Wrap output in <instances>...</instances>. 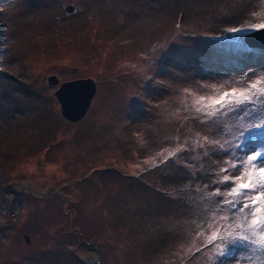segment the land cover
Instances as JSON below:
<instances>
[{
    "label": "rangeland",
    "instance_id": "obj_1",
    "mask_svg": "<svg viewBox=\"0 0 264 264\" xmlns=\"http://www.w3.org/2000/svg\"><path fill=\"white\" fill-rule=\"evenodd\" d=\"M262 7L0 0V264H210L209 249L187 253L205 221L229 215L213 193L230 190L220 169L239 160L219 145L260 121L201 123L191 105L264 77V50L244 42L252 32L226 31L258 22ZM88 78L96 93L71 122L55 91ZM232 255L249 264L253 254Z\"/></svg>",
    "mask_w": 264,
    "mask_h": 264
},
{
    "label": "snow or ice",
    "instance_id": "obj_2",
    "mask_svg": "<svg viewBox=\"0 0 264 264\" xmlns=\"http://www.w3.org/2000/svg\"><path fill=\"white\" fill-rule=\"evenodd\" d=\"M250 16L258 22L244 23L226 31L233 34L264 31V7ZM191 110L202 114L204 120L201 123L206 124H213L220 116L230 113L242 121L258 119L260 122L241 123L235 143H229L227 149L224 144L219 145L225 155L231 151L234 159L239 160V163L220 169L225 174L218 183L230 190L222 193L217 189L213 193L222 197L214 207L229 212V215L214 214L211 223L205 221L201 231L196 233L199 246L187 255L209 249L210 264H229V258L236 259L232 255L235 250L247 249L253 254L248 258L249 264H264V77L243 88L222 91L217 97L200 96L192 103ZM205 142L211 143L207 137ZM181 151L183 148L167 151L165 160ZM234 171H240V175H229Z\"/></svg>",
    "mask_w": 264,
    "mask_h": 264
},
{
    "label": "water",
    "instance_id": "obj_3",
    "mask_svg": "<svg viewBox=\"0 0 264 264\" xmlns=\"http://www.w3.org/2000/svg\"><path fill=\"white\" fill-rule=\"evenodd\" d=\"M244 42L251 48L264 50V31L245 35ZM48 83L55 86L59 80L56 76H51ZM96 89L95 81L90 78L61 83L55 91V96L60 104L62 116L71 122L82 119L91 105ZM26 240L28 241L27 238Z\"/></svg>",
    "mask_w": 264,
    "mask_h": 264
},
{
    "label": "trees",
    "instance_id": "obj_4",
    "mask_svg": "<svg viewBox=\"0 0 264 264\" xmlns=\"http://www.w3.org/2000/svg\"><path fill=\"white\" fill-rule=\"evenodd\" d=\"M238 55H239V54L235 55V53L232 52V60H233V62H230V63L233 64V67H232V68H235V66H237L238 68L241 67V64L239 63L240 61L237 62V60H238V58H239ZM234 62H235V63H234ZM249 62L252 63L253 60L249 59ZM228 63H229V62H228Z\"/></svg>",
    "mask_w": 264,
    "mask_h": 264
}]
</instances>
